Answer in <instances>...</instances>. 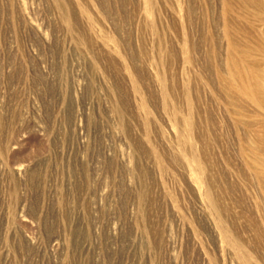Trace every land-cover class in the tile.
Masks as SVG:
<instances>
[{
	"label": "rangeland",
	"instance_id": "obj_1",
	"mask_svg": "<svg viewBox=\"0 0 264 264\" xmlns=\"http://www.w3.org/2000/svg\"><path fill=\"white\" fill-rule=\"evenodd\" d=\"M0 264H264V0H0Z\"/></svg>",
	"mask_w": 264,
	"mask_h": 264
}]
</instances>
